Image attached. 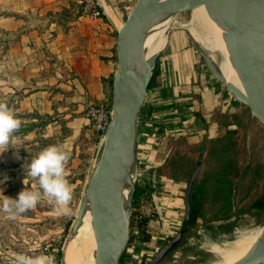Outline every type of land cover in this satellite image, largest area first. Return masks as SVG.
Here are the masks:
<instances>
[{
	"label": "crops",
	"instance_id": "1",
	"mask_svg": "<svg viewBox=\"0 0 264 264\" xmlns=\"http://www.w3.org/2000/svg\"><path fill=\"white\" fill-rule=\"evenodd\" d=\"M95 1L101 16L90 19L79 0H0V31L10 39L0 60V93L14 114L46 118L45 128L52 133L64 125L67 135L57 145L65 151L77 150L81 142L88 144L93 139L96 150L101 147L102 140L93 133L84 108L107 96L116 69L118 24L132 0H108L109 7ZM178 57H158V79L153 84L160 87L151 89V85L147 90L137 116L136 184L151 196L162 238L172 236L180 219L183 221L184 191L201 144L204 153L190 196L198 221L210 219V224L220 228L235 219L251 218L254 213L262 214L264 199V194L257 193L258 175L251 164L254 149L250 150L246 140L248 133L241 141L244 118L236 113L244 106L232 100L214 78L191 99V75L183 73L190 56L182 61ZM179 83L185 84V89L179 88ZM197 101L205 114L196 110ZM208 111L217 115L210 118ZM36 120L31 119L32 125ZM150 132L160 135L155 138ZM41 137L55 138L51 133H41ZM223 149L226 158L216 159ZM189 154H194V160L175 166L178 157ZM50 206L43 215L57 214L54 201Z\"/></svg>",
	"mask_w": 264,
	"mask_h": 264
},
{
	"label": "water",
	"instance_id": "2",
	"mask_svg": "<svg viewBox=\"0 0 264 264\" xmlns=\"http://www.w3.org/2000/svg\"><path fill=\"white\" fill-rule=\"evenodd\" d=\"M101 1L111 6L108 0ZM198 3H204L208 14L216 16L242 89L228 82L217 63L194 42L200 57L214 79L264 127V0H135L117 32L116 69L111 82L108 127L67 237L70 238L80 226L89 203L96 264H120L129 243L131 205L137 176V116L162 52L146 59L143 44L146 29L165 19H175V15L186 9L190 11L191 6ZM171 30L166 32L167 42ZM203 153L204 145L201 144L184 191L183 223L186 227L159 247L148 264H161L192 232L189 227L192 214L190 196ZM132 169L135 178L125 199L122 185ZM259 257L251 264H264V253Z\"/></svg>",
	"mask_w": 264,
	"mask_h": 264
},
{
	"label": "rangeland",
	"instance_id": "3",
	"mask_svg": "<svg viewBox=\"0 0 264 264\" xmlns=\"http://www.w3.org/2000/svg\"><path fill=\"white\" fill-rule=\"evenodd\" d=\"M134 2L135 0L131 1L129 7L126 10V13H121L122 21L129 13ZM189 14V9H186L175 15V19L187 20L189 18V16L187 15ZM7 40L10 39H7V35L0 31V60L7 49ZM159 56H179L181 61L183 59L187 60L186 57L190 56L188 60L190 61L188 62L189 66L186 64V66H188V69H186L187 72L185 71L183 73L191 75L190 84L188 85L189 91L192 92L190 93V97H192L191 99L195 100L197 98V95L204 90L203 88L206 87V84L209 83L210 79L213 80L212 78H214L206 68L192 38L183 29H172L170 31L168 35L167 45ZM179 57L177 58V60L179 59ZM156 77L154 81H156ZM154 85H156V87H160V84L154 83L152 84L151 89H153ZM177 86H179V88H181L182 90L186 87V85L183 83H179L177 84ZM106 95V97L110 101L111 86L107 90ZM229 97L234 100L231 95H229ZM0 102L6 103L8 107H10V102L4 100L1 93ZM196 103V106H198L196 110L199 113L202 112L203 114H205L206 112H204L203 107H199V102L197 101ZM86 107L84 108L85 117ZM180 113L181 112L179 111L175 113L178 118H180ZM209 114L210 112L208 111L207 115L210 118L217 115L216 112H213L212 115L210 114L211 116ZM14 115L17 118L21 119L22 123L19 131L13 134L11 142L9 144V148L5 152L0 153V189L3 190L4 196L11 198H16L17 194L22 190H39L41 191L42 195L37 206L21 216L10 218L9 214L0 211V264H11L17 254H25L29 256L45 254L56 256L60 263L62 248L65 245L64 243H66L65 241L72 228L80 199L85 190L88 177L98 158L100 149L97 148L96 150L97 146L94 142V139L91 142L89 140L88 144L85 142H81V140L79 139L78 143H81L78 145L79 147L77 150L73 149L70 151H66L70 153V159L66 165V178L68 179L73 189V198L69 204L71 212L69 215H43V211L51 208L50 201L48 197L43 194L42 189H40L39 186L35 187V184H38V181L28 175V166L43 149L50 146L52 143H54L52 145H60L63 138L67 135L68 130L64 127V125H58V129L53 131L55 133H52L49 131L48 127L45 128V123L47 121L46 118H40V116L37 114ZM236 115L244 118V125L241 126L243 128L244 137L241 136V141H244L243 138L245 139V134L248 133L246 140H249L248 142L250 145V150L254 149L251 164L254 166V171L258 175L257 193H261L263 195L264 127L257 120H253L250 117L251 115L246 107H239ZM33 117L37 119L34 122V125H32L31 121ZM152 117H154V114L152 115ZM248 123H250L251 125H248ZM90 127L93 133L98 136L94 128L91 125ZM34 128L35 133L28 134L30 130ZM139 130V132L141 133V128ZM41 133H51V135L53 134L55 138H43L41 137ZM142 133H144L145 135L147 131L144 130ZM150 133H152L155 138L160 135L158 134V132ZM148 135L151 136L150 134ZM140 142L142 143L143 140H140ZM153 146H155V144H153ZM17 152L19 153V159H16L15 156V153ZM226 155H228V153L225 151V149H223L216 154V159L220 158L224 160L226 158ZM241 155L243 156V153L237 155V160L241 159ZM204 156L206 155L204 154ZM185 157H178L175 163L178 164V166H175L179 168V164L183 166L184 162L187 163L188 161L189 163L191 160H194V154H189L186 158ZM208 158H211L210 153L205 160V163L207 165L209 164ZM7 177L8 179L5 180V178ZM30 183L33 184L32 188H29ZM4 196L0 195V203H2ZM143 205H146V211L145 209H142L143 211L141 210V206ZM169 206H171V204ZM155 210V205L149 194H142L138 196L134 201H132L130 216V224L132 223V227L129 225L130 242L128 243L124 254L122 255V261L120 260V264H148L149 260L156 252V250L164 243H166L175 233H177L179 230H182L185 226L183 224V221L180 219V226H176L175 230L172 233L173 235L162 238V233H160L159 231V224L157 222L158 219ZM253 215V218H250L249 216L243 220L235 219L234 221L227 223V225L220 227L221 229L216 225L210 226L206 225L205 223H197L195 226L191 227L192 232L184 237L183 241L180 243L181 245L174 248L164 258L161 264H203L205 262L215 260V258L206 251L187 247L186 242L189 241L190 238L197 239V233L202 228L208 229L210 231H215L213 229L215 227L213 226H216V229L219 230H216V232L223 233L224 230V232L227 233L226 235L229 238H232L235 235L234 231L236 228H240L242 226L248 227V225L258 224L262 222V220H264V215L262 214L254 213ZM148 221L152 222V226L149 228V232L147 231Z\"/></svg>",
	"mask_w": 264,
	"mask_h": 264
},
{
	"label": "bare ground",
	"instance_id": "4",
	"mask_svg": "<svg viewBox=\"0 0 264 264\" xmlns=\"http://www.w3.org/2000/svg\"><path fill=\"white\" fill-rule=\"evenodd\" d=\"M106 10L109 12L108 7ZM121 27L122 24H118V28L121 29ZM174 28L185 30L193 42L217 63L224 78L242 89L220 34L216 16L208 14L204 3L191 6L188 20L178 21L168 18L148 27L143 43L146 47V59L164 50L167 45L166 32ZM134 176V169H132L122 185L125 199L130 192ZM234 232L235 235L229 238L222 232L202 228L197 233V239L191 238L186 246L206 251L215 258V260L203 264H251L257 261L259 256L264 253V220L258 224L248 225V227L237 228ZM95 251V238L90 204L88 203L80 226L66 240L61 255V264H96Z\"/></svg>",
	"mask_w": 264,
	"mask_h": 264
},
{
	"label": "clouds",
	"instance_id": "5",
	"mask_svg": "<svg viewBox=\"0 0 264 264\" xmlns=\"http://www.w3.org/2000/svg\"><path fill=\"white\" fill-rule=\"evenodd\" d=\"M21 120L9 109L6 103L0 102V153L9 148L13 134L19 131ZM19 159V153H15ZM70 159V153L56 145H50L43 149L28 166V175L38 181L50 202L54 201L55 211L58 215H69V204L73 198V189L66 178V165ZM5 178V180H7ZM0 195L3 190L0 189ZM39 190H22L16 198L4 196L0 203V211L9 214L10 218L21 216L34 209L41 199ZM11 264H56L55 257L40 254L29 256L17 254Z\"/></svg>",
	"mask_w": 264,
	"mask_h": 264
},
{
	"label": "built area",
	"instance_id": "6",
	"mask_svg": "<svg viewBox=\"0 0 264 264\" xmlns=\"http://www.w3.org/2000/svg\"><path fill=\"white\" fill-rule=\"evenodd\" d=\"M79 1L82 4L85 13L90 19H96L101 16V12L95 0H79ZM86 118L88 119L90 125L94 128V130L102 140L106 132V129L108 127L109 118H110L109 99L105 96L96 102H92L88 104L86 107ZM142 209H145L146 211L147 209L146 205L141 206V210ZM151 224L152 222L148 221L147 224L148 232L150 231L149 228L152 226ZM53 257H55L56 264H60L58 258L56 256Z\"/></svg>",
	"mask_w": 264,
	"mask_h": 264
},
{
	"label": "trees",
	"instance_id": "7",
	"mask_svg": "<svg viewBox=\"0 0 264 264\" xmlns=\"http://www.w3.org/2000/svg\"><path fill=\"white\" fill-rule=\"evenodd\" d=\"M157 74H158V71H157V67H155V69H154V72H153V75H152V78H151V80H150V82H149V85H148V87H147V89H149L150 87H151V85L153 84V82H154V80H155V77L157 76ZM136 130H137V128H136ZM137 152V151H136ZM166 163V162H165ZM144 189H140V188H138L137 187V184H136V186H135V191H134V196H133V201L138 197V196H140V195H142L143 193H142V191H143ZM192 193V192H191ZM264 199H262V201H261V205H260V211H261V213L264 215ZM190 204H191V210H192V214H191V222H190V224H189V227H193V226H195L197 223H205L206 225H210V226H212V224H210L211 223V221H213V220H210V219H201V220H197V217H198V215H197V209H196V207L194 206V204H192V201H191V199H190ZM184 224V223H183ZM130 226L132 227V223L130 224ZM186 226H184L183 228H185ZM214 227V226H213ZM214 230H218V229H216V228H213ZM219 231V230H218ZM224 234H227V233H225V232H223ZM191 239V238H190ZM189 239V240H190ZM129 240H130V238H129ZM130 242V241H129ZM188 242V241H187ZM186 242V243H187ZM181 244H179L177 247H179ZM122 261V260H121Z\"/></svg>",
	"mask_w": 264,
	"mask_h": 264
},
{
	"label": "flooded vegetation",
	"instance_id": "8",
	"mask_svg": "<svg viewBox=\"0 0 264 264\" xmlns=\"http://www.w3.org/2000/svg\"><path fill=\"white\" fill-rule=\"evenodd\" d=\"M236 230V229H235Z\"/></svg>",
	"mask_w": 264,
	"mask_h": 264
}]
</instances>
